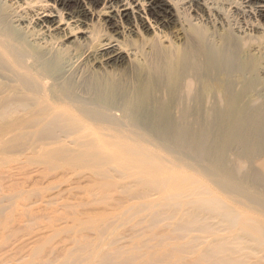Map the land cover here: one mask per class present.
<instances>
[{
    "label": "rangeland",
    "instance_id": "374dc122",
    "mask_svg": "<svg viewBox=\"0 0 264 264\" xmlns=\"http://www.w3.org/2000/svg\"><path fill=\"white\" fill-rule=\"evenodd\" d=\"M43 1L23 0L14 7L26 24L39 8V17L52 11L53 0ZM103 2L87 5L89 10L84 8L83 0L56 7L62 9L65 21L76 7H81L88 22L90 10L97 16ZM181 5V2L175 4L177 8ZM171 11V22L162 28L163 35L179 44L180 22L174 9ZM203 14L207 16L206 11ZM149 18L154 20L152 16ZM47 21L48 26L55 28L56 23L52 25ZM141 23L138 32L135 30L127 36L133 47L154 38L148 22ZM99 24L97 22L98 28ZM121 25L134 30L136 24L133 18H124L109 31H120ZM30 27L41 29L35 20ZM84 29L86 25L81 23L73 34L80 38L75 40L65 36L63 31L52 32L56 38L51 40L52 48L47 55L50 59L40 62L43 70L37 68L40 77L49 76L47 86L65 78L67 65H72L74 72L83 65L81 58L84 57L80 56L91 44L84 36ZM17 33L20 37L25 35L22 30ZM253 34L264 35L260 29ZM116 37L122 40L120 34ZM33 51L38 55L42 53L41 49ZM240 56L250 61L256 55L246 56L240 51ZM129 63L126 56L114 69L104 70L97 63L96 73L90 74L92 82L111 85L109 91L114 95L107 101L118 105L123 112L129 104H121V97L133 94L137 85L133 76L142 70L141 64L132 68ZM73 78L66 81L81 93ZM5 81L0 78V83ZM41 82V78L35 80V84ZM17 86L25 88L28 84L17 82ZM167 86L162 92L149 90V94L165 109H162V117L166 122H178L184 108L180 92L175 90L171 80ZM214 87L202 91L197 100L193 96L203 88L197 86L190 99L195 103H184L189 112L195 111L194 136L202 143L194 144L193 137H188L185 146L178 138L161 136L163 146L147 149L144 158L130 147L113 146L101 148L98 156L92 157L86 146L69 143L72 138L65 137V123L49 128L45 126L46 121L36 127L32 149L23 144L16 161L0 164V264H63L69 254L81 258L95 245L108 252L113 264H226L236 258L235 246L231 243L235 233L231 232L229 215H225L235 212L243 219L252 217L264 221V135L251 145L228 146L229 138L224 133L229 130L224 129L229 120L222 119L217 112L224 105L216 103L212 94ZM233 90L242 92L241 109L264 107V73L255 72L237 83ZM84 100H89L88 96ZM48 109V103L37 102L35 118H42ZM20 110V116H24V108ZM12 122L13 117L3 121L7 125ZM138 132L145 133L140 129ZM147 134L155 141L153 135ZM174 195L179 196L169 199ZM209 196L220 202L215 210L203 202ZM236 228L237 236L250 237L239 226ZM210 236H214V240ZM209 238L213 240L210 245ZM249 246L253 249H248L245 256L248 264H264V259H258L264 256V249L250 242ZM217 248L222 250L218 257L210 253ZM149 254L153 259H148ZM255 256L257 261H253Z\"/></svg>",
    "mask_w": 264,
    "mask_h": 264
},
{
    "label": "bare ground",
    "instance_id": "6f19581e",
    "mask_svg": "<svg viewBox=\"0 0 264 264\" xmlns=\"http://www.w3.org/2000/svg\"><path fill=\"white\" fill-rule=\"evenodd\" d=\"M19 1L23 0H0V78L6 79L0 83V164L8 160L16 161L17 152L23 144H28V148L32 149L36 127L46 121L45 126L49 128L65 123V137L72 138L69 143L86 146L92 157H97L101 148L113 146L130 147L139 153L140 158H144L147 149L163 146L161 136L167 135L178 138L185 146L188 137H193L194 144L200 145L202 142L194 136L196 133L193 131L195 111L189 112L184 105L185 102L195 103L190 99L200 85L203 88L193 99H200L202 91H209L215 86L213 97L218 105H224L217 112L222 119L226 117L229 120L228 127L224 129L229 130L224 133L229 138L226 141L228 146L251 145L257 137L264 135V107L248 111L241 109L242 92L233 90L237 83L250 78L255 72L264 73V35L253 34L257 29L264 33V0H103V7L97 16L90 10L88 22L81 7H76L65 21L62 9L56 6H69L72 0H53L52 11L41 18L38 16L41 14L38 13L39 8L30 18L31 21L26 20V24L23 15H18L14 7ZM99 1L83 0L84 8L88 9L87 5ZM179 2L182 5L177 8L175 4L179 5ZM171 9H174L180 22L179 44L163 35L162 28L171 22ZM150 16L154 17L153 21ZM129 17L135 20L134 30L121 25L122 30L109 31ZM33 20L46 30L30 27ZM47 20L52 25L56 23L55 28L48 26ZM69 20L71 22L68 23ZM143 20L153 30L154 38L133 47L127 36L135 30L138 32ZM97 22L102 29L98 28ZM81 23L86 25L84 36L91 41L80 56L84 57L81 58L83 65L76 72L72 70V65H67L65 78L56 79L47 86L49 76L40 77L37 68L43 70L40 62L42 64L43 60L50 59L47 55L52 48L51 40L56 38L52 32L63 31L65 36L75 40L80 38L73 34ZM19 30L25 35L20 37L17 33ZM112 32L120 34L122 40ZM38 49H41V55L33 51ZM240 51L246 56L256 55V59L246 61L240 56ZM124 56L128 57V65L133 68L141 64L142 70L136 77L133 76L137 82L133 94L121 97V104H129L123 112L118 105L108 102L114 95L109 91L111 85L92 82L90 74L96 73L97 63L104 70L118 67ZM70 77H74L71 80L78 83L81 93L66 81ZM37 78H41L40 84H35ZM169 80L175 83V90L180 92L179 99L184 107L183 116L178 122H166L162 117L164 108L149 94V90L162 92L163 87L168 89ZM17 82H25L28 86L20 88ZM85 96L89 100H84ZM39 101L48 103L49 109L38 120L35 118V104ZM20 107L25 110L24 116H20ZM9 117H13L14 122L4 124L3 121ZM138 129L145 133L138 132ZM146 132L153 135L155 141ZM177 196L169 199L174 200ZM203 202L213 210L220 204L214 196H209ZM225 216L230 218L231 232L235 233L231 243L235 246L233 253L237 255L226 264L239 261L248 264L245 256L248 249H253L249 242L264 249V221L252 217L243 219L235 212ZM237 226L250 237L237 236ZM210 237L213 239L214 236ZM213 240L210 239L208 243ZM221 252V248H217L210 253L218 257ZM248 253L252 255L253 252ZM151 255H148V259H153ZM108 256V252L95 245L87 249L81 258L77 254H69L63 264H113V258ZM253 258L256 259L253 261H257L264 259V256Z\"/></svg>",
    "mask_w": 264,
    "mask_h": 264
}]
</instances>
